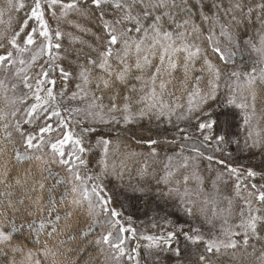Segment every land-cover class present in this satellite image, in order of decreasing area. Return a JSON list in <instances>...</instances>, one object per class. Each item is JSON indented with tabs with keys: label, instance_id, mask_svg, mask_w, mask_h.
Here are the masks:
<instances>
[{
	"label": "snow or ice",
	"instance_id": "1",
	"mask_svg": "<svg viewBox=\"0 0 264 264\" xmlns=\"http://www.w3.org/2000/svg\"><path fill=\"white\" fill-rule=\"evenodd\" d=\"M0 24V264H139L121 197L149 195L220 221L160 209L159 264L181 236L177 264H264V0H2Z\"/></svg>",
	"mask_w": 264,
	"mask_h": 264
},
{
	"label": "trees",
	"instance_id": "2",
	"mask_svg": "<svg viewBox=\"0 0 264 264\" xmlns=\"http://www.w3.org/2000/svg\"><path fill=\"white\" fill-rule=\"evenodd\" d=\"M2 2V0H0ZM22 15V13H20ZM7 15H5L4 19L7 20ZM6 24H0V30L6 28ZM68 31H72L68 29ZM65 44L68 43V39L66 38L64 41ZM229 115L228 119L232 120L234 123H238L240 121V116L238 111L235 109H227L226 110ZM216 114H220L219 110ZM221 118L225 117L221 115ZM205 164L207 161L204 162ZM224 195H232V193L228 190L223 192ZM121 202L124 204L122 208V212L124 216L122 218V225L129 229H134L136 234V239L132 238V233L127 232L124 233V236L127 238L125 241V249L126 252L134 249L137 243L140 244L139 248V264H159V257L157 256V250L155 249H147L145 245L149 242L143 239H139L142 235H156L159 234L163 229L160 226L154 227V225H162L163 221L161 217L164 215V212L160 211V209H164L167 213H169V218L174 221L175 224L182 226L185 231H188L189 228L195 224L198 227H202L204 229L205 236H211L218 233L220 227V221L216 222V228L211 229L209 231L207 225H203L201 221L196 220L192 221L188 217L184 216L183 213H179L175 208L170 207V201H165L163 199H158L149 195L147 197L142 198H132L130 200H125L124 197H121ZM241 203L238 199H234L233 211L234 213H238L239 208L241 207ZM238 222L237 216H233L230 218V223ZM119 225L116 226V230H118ZM180 247L182 249L181 257L177 258L173 253L169 252L167 254H160L163 258L164 264H177L178 259H183L184 261H189L195 256V248L194 245H189L183 238L180 237ZM202 247V245H201ZM102 264H104V257H100ZM107 264H133V261L127 259V257H122L119 260L109 259Z\"/></svg>",
	"mask_w": 264,
	"mask_h": 264
}]
</instances>
